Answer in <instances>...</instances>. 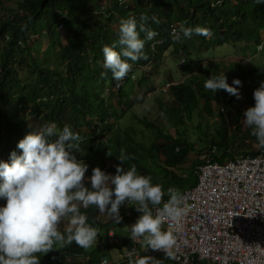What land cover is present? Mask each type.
I'll list each match as a JSON object with an SVG mask.
<instances>
[{"label": "trees", "instance_id": "1", "mask_svg": "<svg viewBox=\"0 0 264 264\" xmlns=\"http://www.w3.org/2000/svg\"><path fill=\"white\" fill-rule=\"evenodd\" d=\"M13 1L0 0V160L7 161L12 150L19 154L16 143L28 132L38 131L48 123H54L57 129L67 124L79 138L72 149L78 160L86 164L96 161L108 174H115L117 164L124 169L135 165L139 174L148 175L152 183L161 185L164 199L169 197L170 186L180 194L196 184L195 170L202 162L200 156L211 147H216L220 161L239 154H258L264 149L243 122L244 110L254 104L253 90L264 80V63L254 67L244 65L241 60L210 61L201 68L202 74L178 83H173V72L163 73L162 80L170 84L169 89L158 93L142 116L137 115L136 108L143 100L136 99L138 94L130 95L135 85L142 96L155 90L152 75L161 71L167 52L175 56L170 59L175 65L179 64V58L187 62L180 65L181 69L200 58L199 49L204 45L247 43L255 53H264V47L260 50L257 47L264 45V3L15 0L14 4ZM129 16L136 19L141 38L145 36L140 31L141 25L156 35L145 41L146 58L129 61L130 71L117 82L110 71L101 67V49L116 41L121 19ZM197 25L208 29L211 35L192 34L179 41L169 35L173 27L179 32L182 26ZM119 47L116 45L117 50ZM147 65L151 71L140 70ZM223 73L230 85L233 78L241 81V85H233L239 88V99L223 89L213 93L203 87L209 76ZM129 114L132 123H128ZM210 119H215L218 129L210 130ZM121 149L130 157L126 162L116 158ZM184 164L186 174L177 170ZM79 207L98 232L110 229L113 221L106 213H100L94 205ZM119 212L122 220L140 215L127 204H122ZM65 222L58 225L60 231L67 226V219ZM117 236L115 246L119 249L131 242L129 236ZM81 255H85V264H95L93 253L75 242L43 254L39 264H81L76 259ZM156 258L160 264H177L165 255Z\"/></svg>", "mask_w": 264, "mask_h": 264}, {"label": "clouds", "instance_id": "2", "mask_svg": "<svg viewBox=\"0 0 264 264\" xmlns=\"http://www.w3.org/2000/svg\"><path fill=\"white\" fill-rule=\"evenodd\" d=\"M257 2L264 3V0ZM140 31L145 32L143 38L137 31L134 17L122 18L116 41L102 46L101 67L111 72L113 80L119 82L128 74L132 67L129 61L146 58L145 41L151 40L156 33L152 29L145 30L143 25ZM192 34L209 36L211 32L198 25L182 26L179 32L173 29L169 35L172 40L179 41ZM116 45L120 46L118 50ZM257 47L261 49L264 45ZM233 85L239 86L241 81L233 78L230 85L224 73L211 75L203 82V87L213 93L223 89L239 99V88ZM252 95L254 104L244 110L243 122L249 126L250 134L256 137L258 144L264 147V80ZM78 139L77 133L67 124L60 129L54 123L44 124L16 143L19 154L12 150L7 161L0 160V200L4 201L0 204V264H39L43 254L73 242L88 249L96 242L98 230L87 222L88 218L79 206L88 208L90 205L100 213H106L115 224L122 219L119 207L132 205L140 215L130 226V240L141 239L146 248L162 250L173 258L171 250L175 236L161 225L165 217L176 220L186 211L179 206V193L170 186L167 189L169 198L161 205L164 195L161 185L152 183L150 176L139 174L135 165L124 169L117 164L115 174H108L97 166L85 177L88 165L78 160L72 151ZM116 158L126 162L130 157L121 149ZM158 205L160 208L153 215L150 206ZM65 219L67 226L60 231L58 225ZM110 230L115 233L111 228L106 230L101 239L103 245L117 243L105 242ZM116 261L114 264L122 263ZM101 264L108 262L105 259ZM128 264H160V260L140 256L130 258Z\"/></svg>", "mask_w": 264, "mask_h": 264}, {"label": "built area", "instance_id": "3", "mask_svg": "<svg viewBox=\"0 0 264 264\" xmlns=\"http://www.w3.org/2000/svg\"><path fill=\"white\" fill-rule=\"evenodd\" d=\"M216 151L213 146L200 156L196 184L179 194V206L186 209L183 215L164 218L162 229L175 236L173 258H167L177 264H264V149L223 161ZM150 207L153 215L160 208ZM105 242H117L112 230ZM159 255L165 254L136 239L121 247L116 262Z\"/></svg>", "mask_w": 264, "mask_h": 264}, {"label": "rangeland", "instance_id": "4", "mask_svg": "<svg viewBox=\"0 0 264 264\" xmlns=\"http://www.w3.org/2000/svg\"><path fill=\"white\" fill-rule=\"evenodd\" d=\"M15 2L16 1L14 0L13 3L15 4ZM245 47H246V50H245ZM258 50H260V48ZM199 52L201 54L200 58H196L192 60L191 65H188L187 68L184 67L183 69L180 68V65L187 64V62H184L183 58H179V64L175 65L173 61L172 62L170 61V59H172L175 56H173L172 53L167 52L165 56V60L162 64L163 67L161 71H159L158 75L157 74L152 75V77H154L156 81L155 84L157 85L155 90L153 91L150 90L151 92L148 91L147 92L148 94L146 96H142L140 94L141 90H139L137 85L134 86V91L130 92V95L138 94V96L136 95L138 97V98L136 97V99L138 101L143 100V102L139 104V106L136 108V113L138 116L144 115L150 109L149 106H151L154 98L157 97L158 93L167 92V89H169L170 84L168 82H163L162 80L163 73H166V72L168 73L169 71L173 72L175 75V81L173 83H178L190 77L191 75L202 74L201 68L204 69L206 67L205 65L210 63V61L227 63V62H235V61L241 60L243 61L244 65L254 66V67H258L262 63H264V53H262L261 51L255 53V50L251 49V47H249V44L247 43L225 44V45H218V46L204 45L201 47V49H199ZM179 57H182V56H179ZM150 67H151L150 65L142 66L140 70L143 72H146L148 70L151 71ZM136 77H137V74L134 75L135 79ZM165 98H168L167 93H165ZM151 111L152 113L155 112L154 110H151ZM132 118L133 117L131 116V114H129L128 123H132L134 121ZM196 118H199V116H197ZM214 122H215V119H210V125H212L210 127V130L219 128L218 126H216V123ZM209 132H212V131H209ZM192 135H193L192 136L193 138H196L194 134ZM197 135L198 133L196 134V136ZM87 165H88V168L84 174L85 177L91 174V169L93 167H97V166L99 167V164L97 165L96 161H92V162L89 161ZM108 165H112V163H108ZM182 166L179 167L177 170L180 173L186 174L187 164H184ZM129 212H130L129 210H126V214H129ZM135 221H136V218H130V219H125V220L121 219L120 222L117 224L112 222V225H110V228L113 229L115 233L121 237L128 236L130 234V226L131 224L135 223ZM62 223H66L65 220ZM105 232H106V229L99 231L97 234L96 242L91 247L86 249V251L93 253V260H94L93 262L95 264H97L99 261L105 258L108 259L111 262V264H114V261L118 260L120 256V250L115 245L107 246V245H103V241L101 242V239L104 236ZM84 256L82 255L79 257L77 256L76 259L81 264H85L87 260Z\"/></svg>", "mask_w": 264, "mask_h": 264}]
</instances>
